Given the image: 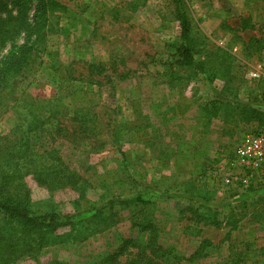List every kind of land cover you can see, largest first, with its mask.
I'll use <instances>...</instances> for the list:
<instances>
[{"label":"rangeland","instance_id":"374dc122","mask_svg":"<svg viewBox=\"0 0 264 264\" xmlns=\"http://www.w3.org/2000/svg\"><path fill=\"white\" fill-rule=\"evenodd\" d=\"M55 1L63 8L34 45L39 58L0 94V161L27 137L22 152L54 150L74 179L49 190L25 174L0 199L73 216L75 228L11 264H101L127 239L134 254L151 234L135 224L147 221L165 264H264V167L247 168L236 153L264 132V0ZM181 13L188 67L176 54ZM33 14L0 1V25L13 31L0 57L23 44Z\"/></svg>","mask_w":264,"mask_h":264},{"label":"trees","instance_id":"16d2710c","mask_svg":"<svg viewBox=\"0 0 264 264\" xmlns=\"http://www.w3.org/2000/svg\"><path fill=\"white\" fill-rule=\"evenodd\" d=\"M1 1V0H0ZM17 11V16H25L28 6L33 5L34 14L31 18V25L26 29H22L26 35L25 41L21 45H12L6 54L0 57V94L4 90V84L11 74H15L25 65L27 59L33 54L35 44L40 43L43 37V31L48 29L50 16L56 11L62 9V5L55 0H9ZM177 22L180 27V45L176 49V54L179 58V63L182 66L188 67L195 63L194 51L190 43L191 28L188 18L181 13L177 17ZM12 29H7L0 25V46L5 38L10 37ZM34 37V40H30ZM36 54V53H35ZM33 54L36 58L38 55ZM222 57L226 60L234 59V56L228 51H222ZM53 102L54 99L38 101L37 105L33 102L31 106L42 108L43 102ZM264 115V113H262ZM48 115L44 122L48 120ZM28 139L25 137V140ZM23 138L18 141L13 140L15 146L13 152L7 151L6 157H2L0 163V195L2 191L8 188L10 181L23 178L25 174H30L35 182L49 190H55L66 187L71 184L74 179V174L61 163L58 157L54 158L56 152L54 150H45L42 154L32 152L30 156L22 152L23 146L27 143ZM44 140V139H42ZM41 140V141H42ZM30 146H33L30 145ZM10 150V148L8 149ZM16 151V153H14ZM19 154V155H18ZM51 158L54 162L51 165L43 164L39 161H45ZM20 160L25 162L28 168L23 172L25 166H19ZM12 163L15 166L11 167ZM140 200L141 197H140ZM125 208L129 207L127 201L118 203ZM0 229H4L6 225L11 226L10 232L0 238V264H11L18 258L27 255L33 256L44 245L51 242V236L59 230L68 229L74 230L75 223L73 216H59L55 213L46 214L44 216L35 215L24 202H12L9 199H0ZM7 226V227H8ZM135 226L142 232H151L147 243L140 244L138 251L134 254L128 252L134 242L131 239L124 240L120 249L112 256L101 262V264H120V258L128 252L129 258L126 257L124 264H165L162 259L167 255V251L156 245V236L154 225L147 221L145 223H136ZM14 228V229H13ZM14 235L15 239L10 240L8 236ZM148 250V251H147ZM147 251V252H146ZM159 252L162 255L159 256ZM199 252L195 253L197 256ZM192 257V258H193ZM159 261L163 263H159Z\"/></svg>","mask_w":264,"mask_h":264},{"label":"built area","instance_id":"2783aa9c","mask_svg":"<svg viewBox=\"0 0 264 264\" xmlns=\"http://www.w3.org/2000/svg\"><path fill=\"white\" fill-rule=\"evenodd\" d=\"M236 153L247 168L264 167V132L245 136L237 146Z\"/></svg>","mask_w":264,"mask_h":264}]
</instances>
